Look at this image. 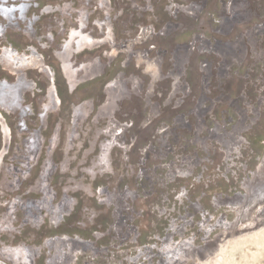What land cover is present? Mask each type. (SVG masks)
<instances>
[{
	"label": "rangeland",
	"instance_id": "obj_1",
	"mask_svg": "<svg viewBox=\"0 0 264 264\" xmlns=\"http://www.w3.org/2000/svg\"><path fill=\"white\" fill-rule=\"evenodd\" d=\"M26 1V19L1 44L23 53L32 45L54 70L56 92L52 78L30 70L26 115L0 112V264H25L10 255L19 246L37 253L32 264H264V0ZM168 25L175 30L161 36ZM143 26L150 40L138 50L105 46ZM178 44L180 56L191 50L177 79L182 93L170 97L177 80L166 79L146 97L149 77L129 55L154 46L167 77ZM201 63L209 73L197 107ZM1 79L13 77L0 66ZM42 189L52 199L43 201ZM43 203L64 214L25 215ZM69 240L91 251L74 262Z\"/></svg>",
	"mask_w": 264,
	"mask_h": 264
},
{
	"label": "bare ground",
	"instance_id": "obj_2",
	"mask_svg": "<svg viewBox=\"0 0 264 264\" xmlns=\"http://www.w3.org/2000/svg\"><path fill=\"white\" fill-rule=\"evenodd\" d=\"M205 1L206 0H202V3H204ZM11 2H13L14 6L13 5L9 6V3H11ZM223 4L224 3L222 1V5ZM28 5L29 4H27L26 0H11V1L10 0H8V1L7 0H3V5L0 6V18L5 22V25H0V66L10 76L13 77L12 81H9V80H6V79H1L0 80V112L5 113V114H9V115H14V114L20 113V115L22 117H24V115H26L25 114V108H24V101H25L26 95H27V93H30V92L35 90V84H34L33 81L28 79L27 72L30 71V70H37V71L41 72L42 74H44L46 77L52 78L53 71H54V70L52 71L47 66V64H46L45 60L43 59V57L40 56L38 54V52H36L35 48L32 45L31 46L30 45L27 46L26 51L23 53V52H19L15 47H13L12 45H10L8 43H7V45H4V46L1 44V42L5 40V36L7 34L8 28L19 29L21 27L22 22H24V20L26 19V14L25 13H26V11L28 9ZM179 9L186 16H190V17L192 16V10L190 8L179 7ZM223 13H224V9L222 8L221 11H220V14H223ZM250 20L251 19H250L249 15L245 16L243 18H240V19L236 20V25H244V24L250 22ZM32 21H31V23H32ZM25 23L27 25H29V21H26ZM148 28L149 27L143 26V28L137 33L135 38L131 39L130 41H128L126 43H122V44H118L117 42H114L113 38L111 36H109V37H107L109 39V41H108L109 43L107 42V45H105V46L110 47L109 49L110 50L112 49L111 51H113L114 53L117 52L118 54L123 52L124 51L123 49H126V48H133V51H136V50H138L140 48L139 45H142L144 42L146 43V42H148L150 40V35H146L145 34V30L148 29ZM32 30H33L32 28H29L27 30H23V33H24V36H26L29 40L33 41V40H35V37H34V33H33ZM174 30H175V26H169L168 25L167 27L163 28V30H161L159 32V34L162 36V35H164V34H166L168 32L174 31ZM215 31H217V30H215ZM240 36H242V34L239 35V37ZM96 42H97L96 43L97 44L96 47L101 48V46H104V44H101L102 43L101 40L100 41H96ZM192 43H197V44L199 43V48L202 49V52H205V51L208 50V45H205L203 43V41H201L200 39L194 38L193 41L191 42V44ZM221 45L222 44L216 43L215 46H214L215 49L218 52H221L222 50H224V48L220 47ZM185 47L186 46L182 45V44H178V45L175 46V48H174V50L172 52V58H171V62L173 63L174 68H173V70L168 72V76L167 77L165 76V73H164L163 69L160 68V66H161V56L160 55L159 56H156V55L152 56L151 55L152 51L155 50L154 46H151L150 49H148V50H144L143 51L144 53H142L141 55L138 54L136 56V54L134 52L129 55V57L131 59H134V58L137 59V61L135 62V67H139L141 71L143 70V73H141V74L146 75L147 77H149L148 83H149V90L150 91H148V93L146 94V97H150L151 91H153V88L155 87V85L157 83H159V81L162 82V81H164L166 79H174L173 80V82H174L175 80L178 79V77L180 75L179 71L181 70V68H183L184 66H186L188 64L189 60H188L187 57H189V55L191 53V50L189 49L187 52H185V56H182V55L180 56V53L183 52ZM110 50H109V52H110ZM66 52H67V49H66ZM178 55H179V57H178ZM177 58H179V59H177ZM234 63L238 64L239 61L235 60ZM199 70L201 72V79H200V83L201 84H200V86H201V90H202V96L200 97V99H199V101L197 103V107L203 104L204 95H205V93L207 94V90H206V87H207V73H209L208 68H205L202 65V63L200 65ZM60 71L62 73V70H60V68H59V72ZM208 77H209V74H208ZM140 82H141L140 78H138V77L136 78L134 76V79H133V82H132V86L134 87V90L137 91V92L141 88ZM178 83L179 82L177 80L176 83L173 84L174 88L176 89L175 91H173L172 87H170V93H171L170 97H172V94H174V93L175 94H181L182 93L181 88L178 85ZM50 87H53L54 91L56 92V86H55V79L54 78L50 79V86L48 87V89ZM69 89H70V86H69ZM133 95H136V94H133ZM49 97H50V95H49ZM1 123H2V118H0V124ZM175 123H176V125H178L179 124V120L177 119L175 121ZM107 134H109V133H107ZM125 137H127V136H125ZM31 138L29 137V139H31ZM34 139L32 141H35ZM52 140H53V138H52ZM53 141H52V143H53ZM31 144H32V142H31ZM49 146L50 147H48V148H53L52 145H49ZM103 149L107 151L110 148L109 147L107 148L106 146H103ZM104 154H102V155H104ZM28 160H31V157ZM25 164H26V162H25ZM261 167L262 166H260L258 168L259 171H260ZM43 173H44V170H43ZM262 186L264 187V177L262 179V183H261L260 187H262ZM249 187L250 188L248 189V185L246 184V182L243 183V185H242V189L243 190L244 189L248 190L247 194L251 193V191H252L251 187H253V184L251 186H249ZM42 192H43V189H42ZM263 192H264V190H262L258 194H261ZM43 194H44L43 201L45 199L46 200L50 199V198L52 199V197H51V195L49 193L43 192ZM258 194L256 196H259ZM262 197H264V195ZM251 198H252L251 196H248V199H245L243 201L244 204L247 203L248 205H251L250 202H249L251 200ZM262 200H264V198L263 199L262 198L259 199L258 203H260ZM238 201H239L238 199L235 200L234 204L235 205L241 204ZM231 203L232 202H229L228 204L231 205ZM226 204H227V202H226ZM231 207H234V206L231 205ZM64 208H66V207H64ZM263 208H264V206L260 207L259 210H262ZM23 209H25V208H23ZM58 210H59V214H62V215L64 214V210L62 209L60 204H59V207H56V208L51 210L50 207H47V205L45 203H43V204L38 205V206H30V205H28V207L24 211H25V215L27 217L31 216L32 219L36 220L34 218L35 214H39V213L41 214V213L45 212V213H47V215H53L54 216L55 214L58 215L57 214ZM239 210H240V208H239ZM236 211L237 210H236V207H235L234 208V212H236ZM60 219L61 218L59 217V220ZM34 220H33V222L35 223ZM26 222H27V220H26V218H24V223H26ZM58 243L64 245V242H58ZM56 244H57L56 242L47 243V244H45V246L47 248H49V249H52ZM65 244H67V246H69V248H71L72 250H76V251L78 250L77 251V255L78 256L73 257L74 258L73 259L74 262H75V258L76 257H79L81 254H84L86 252H90L91 251L90 249L89 250L85 249V247H84L85 243H81L79 241L69 240ZM19 248H20V246H19ZM19 248H13V249L11 248L12 251H11L10 255L13 254V256L15 257V259L17 261H20V262L25 263V264H32V261L34 260V258H36L37 253L36 252L35 253L34 252H32V253L30 252L29 253V251H27L26 249L23 250V248L22 249L21 248L19 249ZM6 255H7V252H6ZM69 255H70V253H69ZM9 259H11V258H9ZM12 260H14V259L12 258ZM69 260L66 259L65 263H67V261H69ZM56 261H59V260H57L55 258H53V259L51 258V259H48L45 264H56ZM73 261H70V262H73Z\"/></svg>",
	"mask_w": 264,
	"mask_h": 264
},
{
	"label": "water",
	"instance_id": "obj_3",
	"mask_svg": "<svg viewBox=\"0 0 264 264\" xmlns=\"http://www.w3.org/2000/svg\"><path fill=\"white\" fill-rule=\"evenodd\" d=\"M56 55V53H54Z\"/></svg>",
	"mask_w": 264,
	"mask_h": 264
}]
</instances>
